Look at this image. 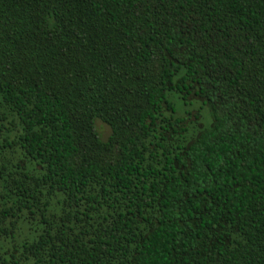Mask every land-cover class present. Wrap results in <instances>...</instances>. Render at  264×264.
Masks as SVG:
<instances>
[{
    "label": "trees",
    "instance_id": "trees-1",
    "mask_svg": "<svg viewBox=\"0 0 264 264\" xmlns=\"http://www.w3.org/2000/svg\"><path fill=\"white\" fill-rule=\"evenodd\" d=\"M0 264H264V0H0Z\"/></svg>",
    "mask_w": 264,
    "mask_h": 264
},
{
    "label": "rangeland",
    "instance_id": "rangeland-1",
    "mask_svg": "<svg viewBox=\"0 0 264 264\" xmlns=\"http://www.w3.org/2000/svg\"><path fill=\"white\" fill-rule=\"evenodd\" d=\"M186 109L187 108L182 107L179 103H177L178 116L182 115ZM201 113H202L203 124L208 125L210 120H209L206 109H202ZM95 128L103 140H105L107 136L110 134V128L100 120L95 121Z\"/></svg>",
    "mask_w": 264,
    "mask_h": 264
}]
</instances>
